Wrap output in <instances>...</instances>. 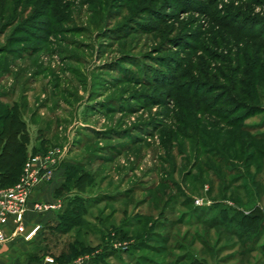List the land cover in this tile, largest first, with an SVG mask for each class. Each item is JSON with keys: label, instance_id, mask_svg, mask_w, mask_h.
Returning a JSON list of instances; mask_svg holds the SVG:
<instances>
[{"label": "rangeland", "instance_id": "374dc122", "mask_svg": "<svg viewBox=\"0 0 264 264\" xmlns=\"http://www.w3.org/2000/svg\"><path fill=\"white\" fill-rule=\"evenodd\" d=\"M10 110L71 218L11 264H264V0H0Z\"/></svg>", "mask_w": 264, "mask_h": 264}, {"label": "built area", "instance_id": "2783aa9c", "mask_svg": "<svg viewBox=\"0 0 264 264\" xmlns=\"http://www.w3.org/2000/svg\"><path fill=\"white\" fill-rule=\"evenodd\" d=\"M65 154L66 150H56L45 155L40 153L30 156L19 181L10 188L0 190V245L18 238L31 242L40 233L42 230L40 225H34L30 229L25 225V217L29 211L28 204L36 189L52 181ZM62 205L61 200L54 203L38 202L34 204L33 212L42 215L60 210ZM11 225L13 229L8 234L5 230ZM123 247L125 246L117 244L113 246V249L120 250ZM99 253L101 252L97 251L94 255H86L71 264H90ZM44 264H56V262L54 258L47 257Z\"/></svg>", "mask_w": 264, "mask_h": 264}, {"label": "trees", "instance_id": "16d2710c", "mask_svg": "<svg viewBox=\"0 0 264 264\" xmlns=\"http://www.w3.org/2000/svg\"><path fill=\"white\" fill-rule=\"evenodd\" d=\"M0 121L3 122L2 126L0 127V187H4L19 180L20 174L28 157L30 135L29 131L27 130L26 123L19 116L17 110L6 111L3 115L0 116ZM35 152L38 153V150L33 149V153ZM63 188L64 184L58 190L56 199L59 198V194L64 190ZM80 199L81 198H75V200H77L78 202H82ZM68 202H72V200ZM83 204L84 202L80 203V207L72 206V211H77L78 214H80V210L85 209ZM65 212L66 207L64 209L62 208L58 212V219L56 220L58 223H60L61 221L64 223H68V220H71L69 216H65ZM75 221L76 220H73V222H71L75 224ZM58 225L59 224H56L54 226L50 225L40 231L39 235L43 234L44 242L48 239L45 234H56ZM246 225L248 226V224ZM46 229L48 230L47 232ZM64 229H66L65 226L62 229V232L64 231ZM113 250L114 249L111 248L105 254H108L107 256H112L113 253H116V251ZM103 254L104 253H99L98 255H96L90 264H96L97 260L101 258V256H104ZM105 257L106 256H104V258Z\"/></svg>", "mask_w": 264, "mask_h": 264}, {"label": "crops", "instance_id": "0c3cea01", "mask_svg": "<svg viewBox=\"0 0 264 264\" xmlns=\"http://www.w3.org/2000/svg\"><path fill=\"white\" fill-rule=\"evenodd\" d=\"M34 149V148H33ZM31 153V152H30ZM28 152V155L30 154ZM64 169L59 168L55 173L54 178L48 184L36 189L29 201V211L25 217V225L30 229L34 225H40L43 228L46 225L54 226L57 220L56 212H48L42 215H37L33 212L34 204L38 202L54 203L58 190L63 185ZM13 226H9L5 231L9 234ZM43 234H38L33 242L26 241L22 238L15 239L12 242L0 245V264H11L15 256L25 254L29 251L28 246L33 245L42 238ZM42 240V239H41Z\"/></svg>", "mask_w": 264, "mask_h": 264}]
</instances>
